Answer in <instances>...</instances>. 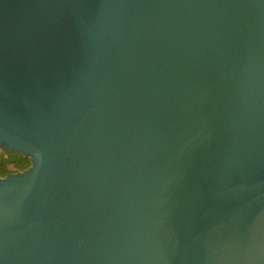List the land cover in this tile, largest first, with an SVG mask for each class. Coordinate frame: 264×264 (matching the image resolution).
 I'll list each match as a JSON object with an SVG mask.
<instances>
[{
  "label": "water",
  "instance_id": "95a60500",
  "mask_svg": "<svg viewBox=\"0 0 264 264\" xmlns=\"http://www.w3.org/2000/svg\"><path fill=\"white\" fill-rule=\"evenodd\" d=\"M0 264H264V0H0Z\"/></svg>",
  "mask_w": 264,
  "mask_h": 264
},
{
  "label": "trees",
  "instance_id": "16d2710c",
  "mask_svg": "<svg viewBox=\"0 0 264 264\" xmlns=\"http://www.w3.org/2000/svg\"><path fill=\"white\" fill-rule=\"evenodd\" d=\"M30 165V159L20 153L5 154L0 150V178L11 173L21 172Z\"/></svg>",
  "mask_w": 264,
  "mask_h": 264
}]
</instances>
